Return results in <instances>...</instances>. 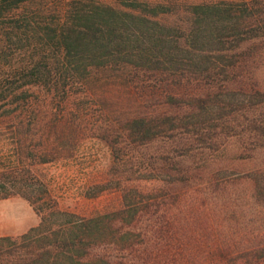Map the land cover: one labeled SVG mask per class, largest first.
<instances>
[{
  "label": "rangeland",
  "instance_id": "374dc122",
  "mask_svg": "<svg viewBox=\"0 0 264 264\" xmlns=\"http://www.w3.org/2000/svg\"><path fill=\"white\" fill-rule=\"evenodd\" d=\"M73 1L0 0V74L19 76L30 60L35 76L0 104V196L110 215L98 264H264V0H83L162 29L145 51L153 60L100 56L77 71L44 44ZM244 3L255 29L221 42L226 17L192 47L189 8ZM25 20L40 36L27 49ZM219 46L229 48L210 52ZM197 53L230 63L178 69L175 59Z\"/></svg>",
  "mask_w": 264,
  "mask_h": 264
},
{
  "label": "trees",
  "instance_id": "16d2710c",
  "mask_svg": "<svg viewBox=\"0 0 264 264\" xmlns=\"http://www.w3.org/2000/svg\"><path fill=\"white\" fill-rule=\"evenodd\" d=\"M82 1L74 0L70 4L67 18L52 24L49 37H46L50 41L44 43L59 49V58L63 59L62 62L66 63L70 69L77 71V67L86 68L87 65L96 64L98 62L96 59L100 56H110L114 61H122L120 58L122 53L145 55V51L151 49L154 42L159 41L162 28L158 21L149 17H136L129 12L114 11L96 2L87 4ZM189 11L194 16L192 22L196 27L195 34L192 29L190 30L193 48L203 45L193 36H196V39H209L214 33L212 31L214 22L221 21L223 18L230 20L224 21L226 22L224 26L229 30L219 38L221 42H224L223 38L240 36L241 31L255 29L253 24L242 21L240 18L242 15H248L247 12L254 15L247 3L239 7L197 4L189 8ZM151 23L153 26H150ZM240 26L243 27L241 31ZM18 27L22 29V39L25 40L21 43V47L30 48V37L32 35L37 37L39 34L26 20ZM150 27L155 30L149 32ZM142 39L149 46L141 48L142 46L135 43ZM149 39H154L152 40L154 42L150 43ZM228 48L219 46L209 48L211 49L209 51L213 53L212 51H225ZM195 49L200 50L197 47ZM168 50L161 48L159 51L165 54ZM204 55L197 53L174 61L180 64L178 69L187 70L184 73H196L208 69H217L219 73L218 71L223 69L221 66L230 63H227L224 56L221 58L216 54L207 57ZM153 56V54L149 55L152 60ZM149 57L147 59H150ZM164 57L162 62L173 59L166 55ZM21 69L19 72L21 78L17 75V71L0 74V104L11 103V97L17 95L14 92L17 82L21 83L19 85L22 87L34 81V68L30 60ZM201 99L199 96L197 101ZM3 196L7 195L0 197ZM35 210L41 215L36 225L16 235H0V264H98L93 250L101 241L109 242V239L114 237L110 226L112 222L110 215L85 216L59 209L54 203L49 204L46 211H43L40 206H37Z\"/></svg>",
  "mask_w": 264,
  "mask_h": 264
},
{
  "label": "crops",
  "instance_id": "0c3cea01",
  "mask_svg": "<svg viewBox=\"0 0 264 264\" xmlns=\"http://www.w3.org/2000/svg\"><path fill=\"white\" fill-rule=\"evenodd\" d=\"M39 221L38 213L22 195L0 197V235H16L28 230Z\"/></svg>",
  "mask_w": 264,
  "mask_h": 264
}]
</instances>
